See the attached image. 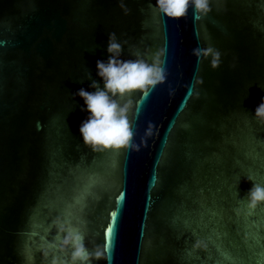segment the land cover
<instances>
[{"label":"water","instance_id":"water-1","mask_svg":"<svg viewBox=\"0 0 264 264\" xmlns=\"http://www.w3.org/2000/svg\"><path fill=\"white\" fill-rule=\"evenodd\" d=\"M125 3L0 0V264H80L77 236L88 264H264V204L244 198L264 184V0ZM110 32L166 78L120 99L138 147L94 151L73 93ZM208 44L217 68L192 55Z\"/></svg>","mask_w":264,"mask_h":264},{"label":"clouds","instance_id":"clouds-1","mask_svg":"<svg viewBox=\"0 0 264 264\" xmlns=\"http://www.w3.org/2000/svg\"><path fill=\"white\" fill-rule=\"evenodd\" d=\"M119 2L127 14L129 9L125 0ZM211 2L212 0H155L153 7L168 18L185 17L190 9L194 10L196 18H200L211 11ZM125 43L120 41L115 32L108 33L107 59L96 62V73L100 79H94L89 71L87 80L91 82L89 88L92 90L81 87L73 93L74 96L83 99L81 111L87 113V117L79 126L80 137L83 143L94 151L138 147L133 144L134 131L128 117L129 106L121 104L120 99L136 91L147 94L152 87L166 78L158 56L153 62H149L137 51L131 54L134 58L125 59L123 55ZM192 55L198 61L209 60L213 68L221 64L222 54L211 44L193 48ZM252 115L258 122L264 124V98ZM247 178L253 181L250 177ZM244 198L247 199L249 209L264 204V184L254 182ZM79 239L78 236L74 238L76 250L73 259L79 260L80 264H88L89 256L79 243ZM96 255L99 258L103 254L98 252Z\"/></svg>","mask_w":264,"mask_h":264},{"label":"snow or ice","instance_id":"snow-or-ice-1","mask_svg":"<svg viewBox=\"0 0 264 264\" xmlns=\"http://www.w3.org/2000/svg\"><path fill=\"white\" fill-rule=\"evenodd\" d=\"M112 216H113V217H115V216H116V213H115V212H113V213H112ZM112 230H113V229H112V226H111V225H109V226H108V229H107V231H109V232H110V231H112Z\"/></svg>","mask_w":264,"mask_h":264}]
</instances>
